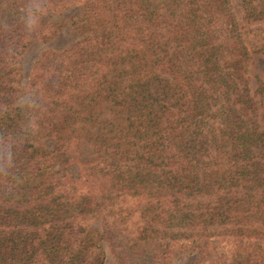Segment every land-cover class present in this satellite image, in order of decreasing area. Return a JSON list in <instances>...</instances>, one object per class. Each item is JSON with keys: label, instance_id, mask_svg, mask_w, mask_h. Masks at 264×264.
Returning a JSON list of instances; mask_svg holds the SVG:
<instances>
[{"label": "trees", "instance_id": "1", "mask_svg": "<svg viewBox=\"0 0 264 264\" xmlns=\"http://www.w3.org/2000/svg\"><path fill=\"white\" fill-rule=\"evenodd\" d=\"M240 2L237 18L230 0H0V264H107L96 219L119 264L186 249L264 264V80L250 85L243 38L264 0ZM76 6L92 32L43 52L23 84L26 50L61 27L44 16ZM159 74L174 83L164 105L134 89Z\"/></svg>", "mask_w": 264, "mask_h": 264}, {"label": "rangeland", "instance_id": "2", "mask_svg": "<svg viewBox=\"0 0 264 264\" xmlns=\"http://www.w3.org/2000/svg\"><path fill=\"white\" fill-rule=\"evenodd\" d=\"M230 5L232 7V10L237 14V18H240L242 14L240 0H230ZM44 19L56 21L61 24V27L53 38L49 39L46 42L36 41L32 43L26 50L22 63L23 84H26L29 81L33 65L43 52L48 49H64L71 45L74 41L81 39L83 36L88 35L92 32V29H90L91 27L89 25V20H86V17L84 16V13L79 6L63 10L61 13L48 12L44 16ZM243 38L250 51V55L247 60L246 75L250 77L249 83L254 88L256 85L255 80L257 76L261 77L264 80V20L249 22L244 29ZM170 51H173L172 48H170ZM128 75L129 74H126L120 81V87L122 90L126 89V87L131 82H133L131 78L128 79ZM149 83V90L145 89L146 87H142L139 85H136L134 88L136 90L135 94H137L138 97L143 99L144 101L150 102L151 98H157L154 102V105H164L168 104L169 101H173V99L175 98L172 95L174 93L172 88L174 87V83L168 75L159 74V77H149ZM124 95L125 93L121 92L119 94V97H123ZM22 98L24 99V97ZM123 102L126 103L127 99L124 98ZM109 115H111V112L109 110H105L100 115V118L107 117ZM105 130L106 129H103V131ZM193 140L195 142L196 149H199L198 152L202 159L207 160L208 162L216 159V148L215 145H213L212 142L209 141L208 135L205 136L204 134L200 133L197 134V136H195ZM41 142L44 144L45 148L49 150L53 149L56 145V141L53 138H44L41 140ZM200 146L205 149V152L201 153L202 148H200ZM81 151L83 160L89 161L91 159H94L96 156L94 145L92 143V140L90 139H84L81 142ZM54 166L56 168L59 167L58 164H55ZM207 169L208 168H206L205 171L199 169V178L205 180V184L208 183L211 188H214V182L210 178H208L209 172ZM70 170L75 174V176L79 175L78 166L70 167ZM204 174H207V177H205ZM92 227L97 231L94 236L97 243L101 245L107 252V264H119L116 257L112 254L107 241L103 238L102 224L100 219L94 220L92 222ZM196 260V250H175L171 253L170 257L167 260H162L158 264H194Z\"/></svg>", "mask_w": 264, "mask_h": 264}]
</instances>
